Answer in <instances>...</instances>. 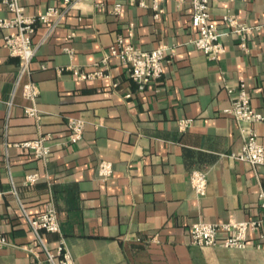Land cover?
I'll return each instance as SVG.
<instances>
[{
	"label": "crops",
	"instance_id": "crops-1",
	"mask_svg": "<svg viewBox=\"0 0 264 264\" xmlns=\"http://www.w3.org/2000/svg\"><path fill=\"white\" fill-rule=\"evenodd\" d=\"M22 1L30 16L64 2ZM145 1L146 7L140 0H84L66 14L32 64L40 122L24 112L30 103L16 85L20 61L9 55L0 29V235L10 243L0 250V264H37L25 250L34 240L27 217L42 214L49 201L77 264H264V250L199 247L190 239L194 223L244 221L263 212L264 166L231 158L244 140L223 110L233 100L226 86L245 81L252 107L264 115V0H211L213 20L227 33L226 53L217 60L193 44L192 0H163L159 18L152 0ZM228 13L253 27L249 53L223 23ZM46 33L39 26L35 43ZM119 37L142 51L165 46L163 78L140 91L119 58L104 63ZM68 67L100 68L105 76L81 81ZM70 117L86 121L83 138L58 147ZM183 119L193 120L186 131L178 125ZM256 127L264 146V121ZM40 131L55 136L46 161L15 146ZM102 161L113 163L107 180L98 176ZM194 170L209 175L204 198L191 187ZM31 174L38 180L27 184ZM41 236L51 248L60 240Z\"/></svg>",
	"mask_w": 264,
	"mask_h": 264
},
{
	"label": "built area",
	"instance_id": "built-area-1",
	"mask_svg": "<svg viewBox=\"0 0 264 264\" xmlns=\"http://www.w3.org/2000/svg\"><path fill=\"white\" fill-rule=\"evenodd\" d=\"M62 7L51 6L38 16H30L26 13L22 0H0L9 14V17L0 18V29L4 30V47L9 50L11 57L20 61L16 85L22 86L23 97L30 104L24 108L27 117L40 122L41 111L37 106L40 95L39 85L32 80V64L39 48L45 44L61 25L66 14L78 9L84 0H63ZM184 0H179L182 2ZM163 0H152V8L155 18L163 13ZM139 6L146 7V1L140 0ZM211 0H192L191 13L192 25L197 29L198 36L193 41L194 46L210 60H217L226 53L222 33L217 22L211 14ZM121 4L114 6V13L119 15ZM222 21L227 25L230 34L237 36L241 49L249 53L248 38L253 33V27L241 23L234 15L225 14ZM47 26V33L39 43H35V35L39 26ZM73 55L71 49H65ZM104 59L117 57L128 68L131 80L140 91H144L153 83L160 81L165 72L167 49L160 46L152 51H142L132 44L126 43L123 37H119L112 45ZM45 68V67H43ZM77 79L81 81L97 79L105 76L104 70L97 68L91 72H83L78 68L68 67ZM63 70V69H62ZM61 70V71H62ZM229 94L233 95L231 105L223 110L227 115L234 117L240 125V132L244 143L239 152L233 153L231 158L247 163L253 167L264 166V146L260 142L257 125L264 121V115L255 110L251 105V99L245 81H239L236 86H226ZM12 103H10L11 105ZM67 122V138L57 144L58 147H66L78 143L84 135L86 121L80 118L70 117ZM193 124L192 119L179 121L181 131H186ZM39 137L18 143L15 146L29 150L34 158L46 161L53 151L51 142L54 140L52 133L39 132ZM114 172L111 161H102L98 166V176L102 180L109 179ZM190 183L198 198H204L208 191V174L204 171L194 170L190 173ZM26 183L33 184L38 180V175L26 176ZM52 201L46 204L45 211L36 217H27L29 230L34 235V240L25 247V250L34 255L37 264H77L71 254L66 239L62 234L61 224L57 210ZM261 208L259 217L236 221L230 220L223 223H194L190 229L191 244L199 247H220L231 250H244L249 247L264 250V195H261ZM60 235V240L55 248H51L42 238L41 232ZM10 243L4 235H0V250Z\"/></svg>",
	"mask_w": 264,
	"mask_h": 264
}]
</instances>
